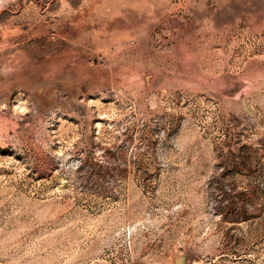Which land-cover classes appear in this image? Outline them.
<instances>
[{
  "label": "rangeland",
  "instance_id": "obj_1",
  "mask_svg": "<svg viewBox=\"0 0 264 264\" xmlns=\"http://www.w3.org/2000/svg\"><path fill=\"white\" fill-rule=\"evenodd\" d=\"M0 264H264V0H0Z\"/></svg>",
  "mask_w": 264,
  "mask_h": 264
}]
</instances>
